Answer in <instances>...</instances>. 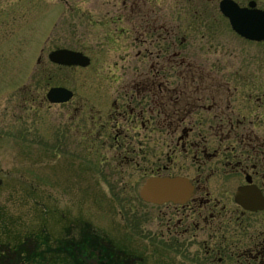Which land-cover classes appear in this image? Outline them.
<instances>
[{
    "label": "flooded vegetation",
    "instance_id": "af4514ba",
    "mask_svg": "<svg viewBox=\"0 0 264 264\" xmlns=\"http://www.w3.org/2000/svg\"><path fill=\"white\" fill-rule=\"evenodd\" d=\"M184 1L104 0L99 17L90 10V24L100 33L106 68L134 71L132 77L53 85L72 92L62 102L51 103L45 92L58 148L84 159L86 177L116 199L123 227L134 237V249L125 253L111 238L86 230L72 246L82 264H145L148 246L162 264H264V223L245 218L264 208L250 211L235 200L241 186L256 187L264 198V97L235 96L236 85L225 94L216 79L171 78L184 64L176 57L184 53L178 44L185 37H173L162 13ZM60 48L91 62L68 47L49 53ZM119 55L121 62L109 60ZM153 177L185 178L191 194L146 201L140 191Z\"/></svg>",
    "mask_w": 264,
    "mask_h": 264
},
{
    "label": "rangeland",
    "instance_id": "374dc122",
    "mask_svg": "<svg viewBox=\"0 0 264 264\" xmlns=\"http://www.w3.org/2000/svg\"><path fill=\"white\" fill-rule=\"evenodd\" d=\"M186 1L162 13L173 37H185L178 44L184 53L176 57L184 64L174 67L171 78L216 79L225 94L236 85L235 96L264 97V41L238 35L219 10L220 0ZM255 1L264 9V0ZM104 4L0 0V255L12 258L16 252L21 264H82L72 246L84 240L86 230L100 240L111 238L125 253L135 246L116 199L86 177L83 158L58 148L54 108L43 102L50 86L74 79L132 77L134 71L106 68L100 33L89 20L90 10L97 18ZM55 47L81 50L91 62L84 68L53 65L47 55ZM245 218L252 225L264 223V213ZM148 248H143L145 264H162Z\"/></svg>",
    "mask_w": 264,
    "mask_h": 264
},
{
    "label": "water",
    "instance_id": "95a60500",
    "mask_svg": "<svg viewBox=\"0 0 264 264\" xmlns=\"http://www.w3.org/2000/svg\"><path fill=\"white\" fill-rule=\"evenodd\" d=\"M219 9L229 19L231 28L241 37L251 41H264V9L256 6L255 0H249L247 5L240 6L234 0H220ZM51 62L62 65L89 64L90 59L80 51L60 48L48 54ZM72 92L63 86H51L46 97L51 103L68 99ZM2 180L0 179V184ZM192 191L191 183L180 177L148 179L142 186L140 194L149 202L165 200H185ZM236 202L244 209L256 211L264 208V198L254 186H241L235 194Z\"/></svg>",
    "mask_w": 264,
    "mask_h": 264
},
{
    "label": "trees",
    "instance_id": "16d2710c",
    "mask_svg": "<svg viewBox=\"0 0 264 264\" xmlns=\"http://www.w3.org/2000/svg\"><path fill=\"white\" fill-rule=\"evenodd\" d=\"M14 252H12L13 254ZM14 257H7L5 254L0 255V264H21L20 263V254L16 255V252L13 255Z\"/></svg>",
    "mask_w": 264,
    "mask_h": 264
}]
</instances>
